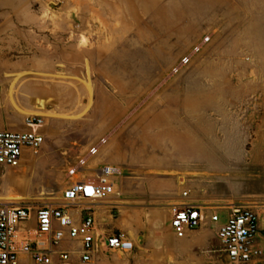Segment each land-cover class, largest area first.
Instances as JSON below:
<instances>
[{"label": "rangeland", "instance_id": "374dc122", "mask_svg": "<svg viewBox=\"0 0 264 264\" xmlns=\"http://www.w3.org/2000/svg\"><path fill=\"white\" fill-rule=\"evenodd\" d=\"M26 116L45 140L0 203L58 204L66 167L104 137L114 200L159 211L125 217L133 264H226L209 223L174 238L170 208L190 203L256 211L264 264V0H0V130Z\"/></svg>", "mask_w": 264, "mask_h": 264}, {"label": "built area", "instance_id": "2783aa9c", "mask_svg": "<svg viewBox=\"0 0 264 264\" xmlns=\"http://www.w3.org/2000/svg\"><path fill=\"white\" fill-rule=\"evenodd\" d=\"M67 0H50L51 5ZM209 42L204 37L173 67L176 74L188 67L193 56ZM24 131H0V168L4 171L21 167L25 157L35 156L45 136L44 121L26 116ZM106 138H100L77 156L65 170L67 183L59 203L30 206L0 203V264H90L98 250L127 253L132 241L120 232L100 236L94 227L93 214L98 205L118 196L120 168L100 160ZM183 192L182 197H187ZM116 215L115 208H111ZM228 211L225 223H219L218 211ZM206 223L214 227L215 238L226 264H250L262 255L259 217L251 207L233 205L229 208H206L197 204L173 205L169 227L177 239Z\"/></svg>", "mask_w": 264, "mask_h": 264}, {"label": "crops", "instance_id": "0c3cea01", "mask_svg": "<svg viewBox=\"0 0 264 264\" xmlns=\"http://www.w3.org/2000/svg\"><path fill=\"white\" fill-rule=\"evenodd\" d=\"M0 131H5V130H0ZM124 202H127V201H124ZM127 206H131V207H127ZM112 207L115 208L116 215L111 214L112 213L111 211H113V210H110V209ZM114 212L115 211H113V213ZM140 212L141 213L144 212V213L152 215V216L159 214L158 213L159 211H157L156 209L144 211L140 208L133 207V205L119 204L118 201L114 200V198H111L108 201L102 203L101 205H98L95 209V212L93 214V219H94V227H95L96 233L100 236H108L112 233L120 232V233H123L128 238V240H130L129 239L130 237L128 235V232H129L128 226L124 222L125 217L128 215L134 216L135 214L140 213ZM119 216H121V218H119ZM131 228L133 229L134 226L132 225ZM212 228L214 231V227H212ZM196 230H198V229H196ZM196 230H194V231H196ZM194 231L187 232L184 238H187V236ZM173 236H174V234H173ZM214 236H215V231H214ZM174 238H176V237L174 236ZM184 238H182V239H184ZM182 239H178V240H182ZM111 252H118V251H107L104 248H100L98 250L97 257L90 264H95L99 260H101L100 264H133V262H131L129 260L130 257L128 256L129 254L132 253V251L127 252V253L118 252L122 255L121 257L116 255V254H113ZM171 255L174 256L175 252L171 251L170 249H167L166 251H163V250L158 251L157 253H155V256L157 259H166L168 256H171ZM22 260L25 261L26 264H29V262H30L25 257H23Z\"/></svg>", "mask_w": 264, "mask_h": 264}, {"label": "bare ground", "instance_id": "6f19581e", "mask_svg": "<svg viewBox=\"0 0 264 264\" xmlns=\"http://www.w3.org/2000/svg\"><path fill=\"white\" fill-rule=\"evenodd\" d=\"M185 166H186V164H185ZM12 204V203H11Z\"/></svg>", "mask_w": 264, "mask_h": 264}]
</instances>
